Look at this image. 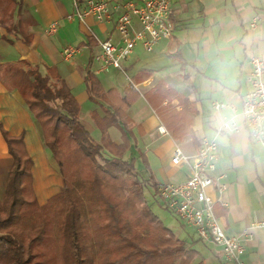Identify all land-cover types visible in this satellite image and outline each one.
<instances>
[{
    "label": "trees",
    "instance_id": "1",
    "mask_svg": "<svg viewBox=\"0 0 264 264\" xmlns=\"http://www.w3.org/2000/svg\"><path fill=\"white\" fill-rule=\"evenodd\" d=\"M21 7L18 0H0V27L16 37L20 30L15 11ZM94 40L88 43L91 47ZM173 58L185 72L183 54L176 51ZM91 63L84 81L89 99L102 110L91 112L102 131L100 141L82 120L80 102L55 68L45 67L43 72L39 65L5 64L4 71L10 73L5 85L21 94L38 122L64 189L42 204L24 140L0 126L12 158L6 190L0 195V264H208L205 259L196 262L200 256L196 241L180 238L153 210L146 181L156 195L158 183L153 175L144 179L135 159L127 156L134 137L129 109L142 94L135 82L123 92L105 89ZM149 77L146 72L138 74L136 82ZM183 79L195 90L186 73ZM179 96L164 81L145 94L172 137L178 142L191 137L199 150L193 129L197 111L185 99L182 109L171 105ZM111 126L121 129V143L108 134ZM139 154L148 166L146 154Z\"/></svg>",
    "mask_w": 264,
    "mask_h": 264
},
{
    "label": "crops",
    "instance_id": "2",
    "mask_svg": "<svg viewBox=\"0 0 264 264\" xmlns=\"http://www.w3.org/2000/svg\"><path fill=\"white\" fill-rule=\"evenodd\" d=\"M18 1L22 7L15 11L14 19L19 24L20 35L16 37L6 28L0 27V54H20L21 61L44 68H55L67 81L81 106L82 102L90 101L87 91L86 94H76L73 90L83 82L85 75L76 61L70 66H64L65 60L62 61L61 58L45 62L42 57V54H60L61 48L51 40L53 35L48 34V27L54 20L72 12L68 5L70 3L73 9V0ZM171 19L174 24L172 37L161 40L156 49L154 47L151 51L141 47L145 52L135 54L134 51L124 62L122 71L130 82L117 87L106 85L99 79L105 89L116 87L121 92L135 82V87L142 94L129 109L134 137L131 138L132 144L127 156L130 157L131 151L136 154L145 153L149 161L147 167L158 185L164 182H182L189 177L190 167L173 164L172 156L176 146L192 140L191 137H186L181 142L176 141L145 94L160 81H164L181 95L171 99V105L182 109L183 99L193 102L197 111L193 119L195 135L200 144L205 139L217 141L219 147L213 173L223 175L224 181L228 183L227 189L221 194L216 189H211L213 196L221 197L215 211L225 230L231 235H237L251 221L264 219V147L252 139L243 116V100L250 87L246 77L254 68L252 58L259 56L264 59V0H174ZM65 31L73 38L77 37L72 28L66 27ZM101 32L105 34L103 39L109 36L116 38L115 20L101 26ZM27 35H31L32 39H27ZM94 41V47L90 44L88 47L99 49L98 43ZM79 43V46L87 45L86 40H80ZM176 51H180L186 59L185 72L182 71L180 62L173 58ZM145 72L150 77L136 82L138 74ZM184 73L195 85V90L183 79ZM14 91L6 87L4 90L0 89V102L8 109L4 97L8 94L13 96L27 113L29 120H16L9 109L6 114L14 125L19 126V130L29 125L30 132H17L13 135L23 139L22 136L26 134L29 142L25 144L29 153L30 149L42 151L38 142L40 131L36 125L32 126V113L24 99H18ZM168 102L165 101L166 104ZM216 103H223L224 106L217 108ZM93 110L102 113L95 102L91 104L90 116ZM224 123H228L229 127L222 128ZM162 124L168 134L158 131ZM86 126L95 140L102 139V131L92 116L91 119L86 118ZM3 128L10 130L8 126ZM108 134L115 142L123 141V133L116 126H111ZM161 141L163 151L158 146ZM184 151L192 155L198 150L193 144V148ZM150 152L151 157L148 156ZM154 165L157 166L156 169ZM47 170L46 166H42L34 179H40ZM194 236L191 240H185H195ZM205 245L206 250L195 246L200 251V259H205L208 264H233L224 260L219 247H211L212 244L208 245L206 242ZM244 261L245 264H264V227L256 229L254 236L247 242Z\"/></svg>",
    "mask_w": 264,
    "mask_h": 264
},
{
    "label": "built area",
    "instance_id": "3",
    "mask_svg": "<svg viewBox=\"0 0 264 264\" xmlns=\"http://www.w3.org/2000/svg\"><path fill=\"white\" fill-rule=\"evenodd\" d=\"M174 0H73L74 12L50 23L48 33L54 35L60 21L69 23L74 19L90 31V37L98 43L99 53L94 71L106 73L109 70L123 69L135 49L140 46L151 51L163 39L173 35L174 24L171 7ZM116 23L117 37L100 39L92 27V22L106 25ZM256 19L254 24H256ZM79 49V48H78ZM75 53V49L65 50L64 54ZM254 69L246 77L250 87L243 100L245 126L252 139L264 147V60L259 56L252 58ZM217 108L224 106L216 103ZM224 123L222 128H228ZM168 134L165 126L158 128ZM218 143L205 139L199 151L190 155L181 146H176L172 162L175 165H188L189 177L182 182H164L158 185L157 195L163 204L173 210L181 221L195 229L197 236L219 247L227 263L245 264L244 254L247 242L254 231L264 227V219L253 220L237 235L229 234L215 212L220 196H213L211 189L219 194L225 191L228 183L223 175H214Z\"/></svg>",
    "mask_w": 264,
    "mask_h": 264
},
{
    "label": "rangeland",
    "instance_id": "4",
    "mask_svg": "<svg viewBox=\"0 0 264 264\" xmlns=\"http://www.w3.org/2000/svg\"><path fill=\"white\" fill-rule=\"evenodd\" d=\"M123 1H126V0H123ZM68 8L72 11L70 13L72 14L74 12V7L72 9V6L69 3ZM93 24L92 25H93L94 31L96 32L97 36L99 38L101 37L100 39H103L102 37H104L105 34L104 32L103 33L101 32V26H104V25L95 24V23ZM66 27L72 28L75 34H77V37L73 38L71 34L67 33L65 31ZM90 35H91L90 31L85 26H83L79 22L78 19H74L70 23H65V22L60 21L59 28L57 32L52 36V39H51L54 44L57 43L60 46L61 48L60 54H53V55L52 54H42L44 61L52 62L56 58H61L62 61L65 60L63 61L65 62L64 66L65 65L70 66L72 65L74 61H76L80 71L81 72L83 71V73L85 74L84 68L88 65L89 58L93 60V63H96L94 61H96L97 55L99 53L98 48L90 49V47H88V43L91 41ZM80 40H84V42L86 40L87 45L79 46ZM71 49H75V53L70 54V55L64 54L65 50L70 51ZM155 49H156V46H155ZM140 52H145V51L139 46L136 48L135 54H139ZM20 59H22L20 54H7V55L0 54V89L4 90V87H6L5 84L10 75L8 71L7 72L4 71L5 64L14 63V64H17L18 66H23V67H28L30 65V63H28L27 61H21ZM93 63L91 66L92 70L95 67V64L93 65ZM41 68H42V71L45 72V68L42 66ZM97 75L106 85H114L117 87H122L123 85H125L126 82L128 81L130 82V79L122 71V69L113 68L106 73H97ZM73 90L76 94H78L79 92H82V93L85 92L86 94L87 90H86V85L84 83V80L78 86H75ZM14 93L18 99L23 101L21 94L17 90H15ZM91 104H93L91 100L88 101L87 103L86 101L82 102L81 118L82 120L83 119L85 120L84 121L85 124H86V118L91 119V116L89 114ZM7 112H8V109L4 107L2 103L0 102V126L1 127L8 126L10 128L9 132L11 134H15L17 132H21V134H23V132L25 131L26 133L30 132L29 125L23 130H19L18 129L19 126L14 125L12 120L9 118L8 114H6ZM31 120L33 124L32 126L34 127L36 125L40 131L39 132L40 141L38 142L42 146V151H32L30 149L33 176H36V174L39 172V169L42 166H46L48 168V170L43 174V176L40 179H35V183H34L39 201L43 204L44 202H46V200L51 195L62 191L64 189V184L61 179V175L58 171V166L56 164V161L54 160L50 149H48L44 144L42 131L38 126V122L36 121V119H34L32 115H31ZM25 135L26 134H24L22 137L25 143L26 142L28 143L29 139H27ZM162 144H163V141H161L158 146L161 147ZM181 146L182 148H184V150H188L190 148H193V143L192 141H189V142L183 143ZM160 149L163 151V147H161ZM129 155H130V159H135L136 168L140 172V174L143 176V178L148 180L149 177L151 176V172H150V169L146 166L145 162L142 160L141 156L138 153L136 154V152H132V151L130 152ZM151 155L152 153L150 152L148 156L151 157ZM149 160L151 161V159ZM11 164H12V158L10 154L8 153L6 143L2 137L1 130H0V195L1 196L4 195L5 190H6L7 176H8V172L11 167ZM156 167L157 166L154 165L155 169ZM145 190H146L147 196L152 201L153 210L156 213H158V215L163 219L166 225L173 228L175 232L177 233V235L183 239L191 240L193 238V235H195L194 236L195 240H192V241H196L195 244L197 247L202 248L203 250H206L207 245H205V242L201 241L197 237V233L195 229L190 228L187 225H185L181 221L177 213L165 207V205L163 204V201L156 194H154V188L151 182L146 181ZM206 244L209 245L210 243L206 242ZM211 247H213V245H211ZM199 260H200V257L196 259V262Z\"/></svg>",
    "mask_w": 264,
    "mask_h": 264
},
{
    "label": "bare ground",
    "instance_id": "5",
    "mask_svg": "<svg viewBox=\"0 0 264 264\" xmlns=\"http://www.w3.org/2000/svg\"><path fill=\"white\" fill-rule=\"evenodd\" d=\"M4 100L6 106L8 107V109L10 110V112L12 113V115L16 120L19 121L29 120L27 113L22 109V107H20V105L16 102L13 96L8 94L4 97ZM38 148H40V145L38 146Z\"/></svg>",
    "mask_w": 264,
    "mask_h": 264
}]
</instances>
